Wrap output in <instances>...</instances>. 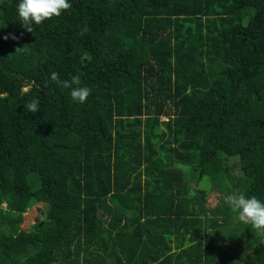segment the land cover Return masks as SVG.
<instances>
[{
  "label": "trees",
  "instance_id": "obj_1",
  "mask_svg": "<svg viewBox=\"0 0 264 264\" xmlns=\"http://www.w3.org/2000/svg\"><path fill=\"white\" fill-rule=\"evenodd\" d=\"M19 2L0 0V264H264L224 202H264V0H69L32 32Z\"/></svg>",
  "mask_w": 264,
  "mask_h": 264
},
{
  "label": "clouds",
  "instance_id": "obj_2",
  "mask_svg": "<svg viewBox=\"0 0 264 264\" xmlns=\"http://www.w3.org/2000/svg\"><path fill=\"white\" fill-rule=\"evenodd\" d=\"M72 5L69 0H20L17 6L18 17L23 27L32 32L33 23L36 25L42 24L45 20L53 17H58L63 11L70 9ZM88 31L87 26L81 31V35ZM8 39V37H4ZM15 39V37H13ZM17 49L16 51H20ZM51 80L55 81L59 86L71 88V99L73 102L83 104L91 94L88 87H75L69 81H61L59 74L53 72ZM21 94H25V90H21ZM24 109L28 113H38L39 100L33 99L24 105ZM225 204L233 213L237 214V218L243 224L249 225L255 235L264 239V202L255 196L246 197L243 194L227 195L224 198ZM42 205V204H41ZM43 206V205H42Z\"/></svg>",
  "mask_w": 264,
  "mask_h": 264
},
{
  "label": "rangeland",
  "instance_id": "obj_3",
  "mask_svg": "<svg viewBox=\"0 0 264 264\" xmlns=\"http://www.w3.org/2000/svg\"><path fill=\"white\" fill-rule=\"evenodd\" d=\"M208 184H209L208 180L204 179L202 185L205 186ZM218 198H219L218 193H215L214 190H211L209 197H208L209 205L214 206L217 203ZM37 206L43 207L40 203ZM37 206L29 208L28 211L24 214V221L22 222V227L24 229L26 230L31 229L32 225L36 222V220L39 221L38 220L39 212H38ZM248 253L251 254L252 252L249 251Z\"/></svg>",
  "mask_w": 264,
  "mask_h": 264
},
{
  "label": "water",
  "instance_id": "obj_4",
  "mask_svg": "<svg viewBox=\"0 0 264 264\" xmlns=\"http://www.w3.org/2000/svg\"><path fill=\"white\" fill-rule=\"evenodd\" d=\"M40 204L43 205V208L42 207H39L40 208V212H41V215L42 216H45L49 213L50 211V208H51V204L49 201H41ZM22 226V224H21Z\"/></svg>",
  "mask_w": 264,
  "mask_h": 264
},
{
  "label": "flooded vegetation",
  "instance_id": "obj_5",
  "mask_svg": "<svg viewBox=\"0 0 264 264\" xmlns=\"http://www.w3.org/2000/svg\"><path fill=\"white\" fill-rule=\"evenodd\" d=\"M38 205V204H37ZM37 205H35V206H37ZM37 209H38V212H39V214H38V218H39V215L41 214L40 213V208L37 206Z\"/></svg>",
  "mask_w": 264,
  "mask_h": 264
}]
</instances>
